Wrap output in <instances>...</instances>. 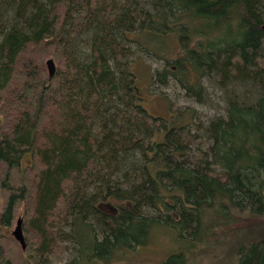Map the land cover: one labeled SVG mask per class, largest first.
I'll return each instance as SVG.
<instances>
[{
    "label": "trees",
    "instance_id": "1",
    "mask_svg": "<svg viewBox=\"0 0 264 264\" xmlns=\"http://www.w3.org/2000/svg\"><path fill=\"white\" fill-rule=\"evenodd\" d=\"M144 31H176L180 53L149 51ZM136 50L166 61L154 85L200 103L218 87L224 112L151 114ZM253 217L238 264H264V0H0V264L63 247L67 264L105 262L156 230L195 243Z\"/></svg>",
    "mask_w": 264,
    "mask_h": 264
},
{
    "label": "rangeland",
    "instance_id": "2",
    "mask_svg": "<svg viewBox=\"0 0 264 264\" xmlns=\"http://www.w3.org/2000/svg\"><path fill=\"white\" fill-rule=\"evenodd\" d=\"M142 44L151 52H156L166 56L165 58L173 59L176 57L181 49L178 41V34L176 31L168 33H154L144 31L141 33ZM135 47V46H134ZM165 60L161 56L154 53H147L136 50L132 58V68L135 71L138 85L143 94L144 105L151 114L170 118L175 113L188 108V114H191L192 109H196L197 118L202 121L209 119L219 113H223L227 97L226 93L219 88H208L204 101L200 103L192 97H187L184 89L180 83L172 81L169 86L153 84V73L157 69H162L165 66ZM208 85V82H205ZM170 102L173 103V110H171ZM173 111V112H171ZM24 217V214L18 212L17 218L12 223L8 230L12 233L17 224L18 217ZM26 219V218H25ZM25 221V220H24ZM219 220L215 219V222ZM236 229L229 231L224 228L219 231V225L214 228L217 236L211 234V239L204 237L203 241L191 243L186 239L180 240L176 238V234L168 229L156 230L154 235L148 239V242L137 246L135 249H120L115 252L107 261H83L81 264H166L168 257L173 253L183 252L185 258L184 264H238L236 255V247L233 246L235 241L242 237L240 228L244 225L255 224L258 225L260 220L257 217L237 221ZM226 230V231H225ZM25 234V233H24ZM221 239V240H220ZM223 239L225 241H223ZM63 244V243H62ZM54 249L50 254L48 264H67L74 256V248L63 247L61 253ZM58 255L55 257L54 255ZM172 264H179V260H173Z\"/></svg>",
    "mask_w": 264,
    "mask_h": 264
},
{
    "label": "water",
    "instance_id": "3",
    "mask_svg": "<svg viewBox=\"0 0 264 264\" xmlns=\"http://www.w3.org/2000/svg\"><path fill=\"white\" fill-rule=\"evenodd\" d=\"M47 66H48L50 77H53L56 72V64L53 58H49L47 60ZM12 234L15 236V238L21 243L22 247L25 249L26 240H25V235L23 231V218L22 217L18 218L17 224L15 228L13 229Z\"/></svg>",
    "mask_w": 264,
    "mask_h": 264
}]
</instances>
